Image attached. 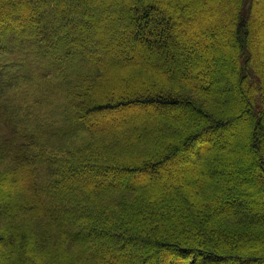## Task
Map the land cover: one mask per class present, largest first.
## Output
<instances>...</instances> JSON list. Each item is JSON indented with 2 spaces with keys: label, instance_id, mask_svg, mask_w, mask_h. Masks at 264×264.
I'll return each instance as SVG.
<instances>
[{
  "label": "trees",
  "instance_id": "16d2710c",
  "mask_svg": "<svg viewBox=\"0 0 264 264\" xmlns=\"http://www.w3.org/2000/svg\"><path fill=\"white\" fill-rule=\"evenodd\" d=\"M130 1L108 24L111 0H0V264H122L129 243L139 264H264V0ZM188 21L209 47L227 28L232 76L180 59ZM135 104L165 114L116 116ZM244 120L245 158L214 137Z\"/></svg>",
  "mask_w": 264,
  "mask_h": 264
},
{
  "label": "rangeland",
  "instance_id": "374dc122",
  "mask_svg": "<svg viewBox=\"0 0 264 264\" xmlns=\"http://www.w3.org/2000/svg\"><path fill=\"white\" fill-rule=\"evenodd\" d=\"M37 1H42V0H37ZM112 1V6L113 7H105L103 9H99L100 12L97 14V16H94L95 20H99L104 21L108 24H111V22L116 18V15L120 13V7L119 5H128L129 2H131L130 0H111ZM59 9L63 8L65 10H67V12H71L70 7H67L66 5H58ZM204 10H207L208 7H204ZM186 10V9H185ZM184 10V13H185ZM35 9L32 8V5L28 4V14L30 15H34ZM47 16H52L51 13L47 14ZM158 16H161L160 14ZM59 16L55 18V24H58L59 21ZM84 22V21H83ZM189 23L187 24H180L178 26L175 25H170V31H172L170 33V37L172 38V41L178 46V49L180 50V59L184 60L185 56H189V55H196V54H201L202 56V60L205 63L207 60L208 62L219 66V67H223L225 69V74L227 75H231L230 70L232 69V65H230V63L232 64L233 62V57L232 54L230 53L229 50L226 51V49H229L228 46L230 44L231 41V37L230 34L227 30L226 27H224V29L220 30V32L215 35L213 37V43L210 44V47L208 45H206L205 43H199L198 40L201 39L200 36H190V34L192 35V33H197L202 30L205 29V26L202 24L199 26V28L195 29V30H191L190 29V24L191 21H188ZM203 22V21H202ZM88 28L92 29L94 32H98L95 28L94 25H89L87 23H85ZM21 25L24 26H30V23H21ZM122 32L120 33L121 30L117 29L115 31H113L111 34L113 36V42L115 47L108 49V52H110V54H117L120 53V55L122 56H127L125 54L126 50L124 47V41L122 40V36L126 38L127 41L131 42V38L128 34V25H126L124 23V25H122ZM124 27L125 30H124ZM77 32L81 30V28L75 29ZM119 30V31H118ZM147 31V29H146ZM67 34V33H66ZM188 36L190 37L188 39ZM65 40H69V38L67 37V35H64ZM154 44V48H155V43ZM130 47L133 51H138L136 48V45L133 43H130ZM211 46H214L215 48L219 49V56L212 54V50H210V48H212ZM52 48L54 49V46H52ZM225 49V50H224ZM148 55H154L155 54V50H146V52ZM204 53V54H203ZM32 56V53L29 51L27 52L25 55L20 56L21 58L19 59V61L25 60L28 61L27 59L30 58ZM64 58V57H63ZM181 63V68H183L185 70L184 64L185 62H180ZM226 64V66H225ZM231 66V68H230ZM198 77L200 79L205 78L204 74H199ZM208 79L211 77V75L207 76ZM58 102V100H57ZM50 107V106H49ZM51 108V107H50ZM56 111V110H54ZM165 114L163 113V111H161L160 108L155 107V105L150 106V105H131L129 107H126L122 110H119V112H116V116L118 117H125L128 119H139V120H148V121H152L154 119H156L159 115ZM109 117V116H108ZM107 118L106 116H103L102 119ZM250 129L249 127V123L247 121H243V123L238 124V125H233L231 129H228L225 133L226 135H214V137H216V139L218 141H222L223 139H228L229 141H232L235 146L237 147V149H239V153L238 155L240 157H247L246 155L243 154V151H246L249 147V143L251 140V134L248 132ZM199 139V137L197 138V140ZM55 139L51 138L49 139V145L52 148H58L59 146H62V142L61 143H57L54 144ZM69 145V144H66ZM190 151V150H189ZM189 151L186 152L187 154H189ZM185 153V154H186ZM185 154L180 155V159L182 160V158L184 157ZM249 161V160H247ZM175 169L174 170H179L183 163L184 160L182 161H175ZM249 163V162H248ZM144 176L143 173L138 174L135 178H133V181L135 182H139L141 181V178ZM66 175L64 173H60L55 175L54 177H48L47 175H44V183H47L48 181L53 182V183H60L63 182L65 179ZM250 179H253V176L250 175ZM28 182V181H27ZM26 180L23 179L21 184L22 186H24L26 183ZM34 182V181H33ZM8 192V189L5 187L0 188V196L2 195H6V193ZM135 244L129 243L126 244V251H124V253H120L118 254V259L120 261H122V264H139V262L142 260V254H138V255H134L131 258V262L128 261L129 259V250L132 249V247H134ZM182 260V261H181ZM179 259L178 260V264H186L188 262V260L185 259Z\"/></svg>",
  "mask_w": 264,
  "mask_h": 264
}]
</instances>
